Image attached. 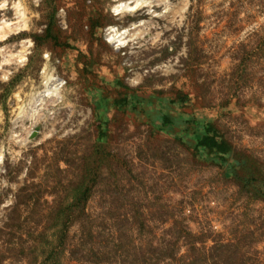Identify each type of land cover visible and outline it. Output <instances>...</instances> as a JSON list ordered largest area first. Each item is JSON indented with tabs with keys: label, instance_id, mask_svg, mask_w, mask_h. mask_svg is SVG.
Masks as SVG:
<instances>
[{
	"label": "rangeland",
	"instance_id": "1",
	"mask_svg": "<svg viewBox=\"0 0 264 264\" xmlns=\"http://www.w3.org/2000/svg\"><path fill=\"white\" fill-rule=\"evenodd\" d=\"M17 1L28 28L0 43V264H264V0L124 16L131 0H10L0 22ZM141 23L126 46L104 39ZM23 41L27 60L7 62ZM50 76L60 98L28 118ZM208 126L234 152L198 149Z\"/></svg>",
	"mask_w": 264,
	"mask_h": 264
},
{
	"label": "bare ground",
	"instance_id": "2",
	"mask_svg": "<svg viewBox=\"0 0 264 264\" xmlns=\"http://www.w3.org/2000/svg\"><path fill=\"white\" fill-rule=\"evenodd\" d=\"M0 11L6 9V7L9 5L10 0H0ZM152 2H158L163 3L166 7L169 6V0H131L127 2H120L118 5L115 6L114 11L121 16H124L126 14H134L138 10L147 7L148 3ZM13 8L15 9L16 14V21L15 22H8L7 20H3L0 22V43L8 40L12 35L20 34L23 31H26L29 24V17L26 7L20 2H13ZM145 23L141 24H133L132 28L127 29L123 32H121L119 29H114L113 33L111 34V41L115 45L116 48H120V46H126L128 43L137 35H140L143 33L144 30L142 27H144ZM31 45L30 41H23L21 43V48L18 51L17 54L11 55L10 60L7 59V62L14 63H23L27 60V55L29 54L28 49L29 45ZM5 54V53H4ZM3 54V55H4ZM10 55V54H9ZM6 56V55H5ZM9 58V57H8ZM1 64V63H0ZM46 89L39 93L38 95H35L34 98H32V110L29 113L27 111V114L24 109H21L20 113L18 114V117L16 119H23L24 117L28 116V118H34L39 119V117H42L40 113L39 106L43 108V105L45 101L48 99L52 101V103H56L57 100L60 98L58 97L60 95V82L58 79L53 78L52 76L46 78ZM37 94V93H36ZM47 102V101H46ZM26 113V116H25ZM18 122V121H17ZM32 136V132L30 133V136ZM28 139V138H27ZM2 158V152H0V160Z\"/></svg>",
	"mask_w": 264,
	"mask_h": 264
},
{
	"label": "trees",
	"instance_id": "3",
	"mask_svg": "<svg viewBox=\"0 0 264 264\" xmlns=\"http://www.w3.org/2000/svg\"><path fill=\"white\" fill-rule=\"evenodd\" d=\"M164 125L166 126L169 122L168 117H163ZM197 148L206 149L210 154L217 153L218 155H226L234 152L231 145L224 139H222L217 130L211 126L205 128V134L197 139Z\"/></svg>",
	"mask_w": 264,
	"mask_h": 264
},
{
	"label": "built area",
	"instance_id": "4",
	"mask_svg": "<svg viewBox=\"0 0 264 264\" xmlns=\"http://www.w3.org/2000/svg\"><path fill=\"white\" fill-rule=\"evenodd\" d=\"M111 13L115 16V17H119V16H116L115 13H113V10L111 9ZM114 29L118 30L120 29L121 32H123L125 29L123 28H120L118 26H112V25H109L108 27L105 28V31H104V39L112 45V42H111V34L113 33ZM128 29V28H126Z\"/></svg>",
	"mask_w": 264,
	"mask_h": 264
}]
</instances>
